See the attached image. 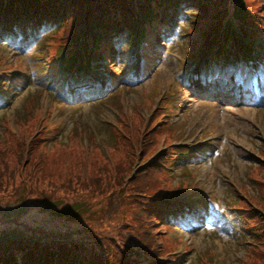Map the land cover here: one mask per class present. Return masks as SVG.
Masks as SVG:
<instances>
[{
	"label": "rangeland",
	"instance_id": "rangeland-1",
	"mask_svg": "<svg viewBox=\"0 0 264 264\" xmlns=\"http://www.w3.org/2000/svg\"><path fill=\"white\" fill-rule=\"evenodd\" d=\"M233 1L229 0L232 5L223 2L221 15L231 18ZM243 6L254 17L264 9V0H244ZM190 15L176 18V38L161 44L154 60L143 54L145 47L130 46L125 58L133 65L126 74L139 77L138 65L147 63L149 76L137 84L118 80L111 86L113 93L85 103L77 98L69 99L75 101L70 105L63 102L61 95L71 93L62 78L57 87L49 86L52 76L48 75H56V60L70 49L62 40L63 29L38 40L28 52L21 51V43L0 41V72H9L10 87L0 94L8 100L0 104V237L21 234L25 240L42 243L61 237L80 244L89 238L91 227L103 237L111 236L122 221L135 215L131 213H138L137 203L143 207L149 197L170 196L173 203L185 207L224 206L223 212L234 216L239 207L245 208L258 197L259 189L260 201L249 208L258 211V207L264 215V105H254L248 100L251 95L247 96L249 104L215 103L200 99L204 96L195 100L183 91L184 73L189 74V86L198 83V66L191 63L189 47L196 49L208 32L202 27H211L205 17L191 27ZM256 37L264 41V31ZM256 48L264 53V46ZM31 51L41 55L34 60ZM107 52L108 47L101 55L107 57ZM121 62L108 60L107 71L91 65L88 76L95 83L84 91L98 87L96 93L102 94V87L126 69ZM255 63L252 60L247 66L256 67ZM40 64L41 73L36 67ZM165 154L169 156L167 168L150 188L155 191L131 200V187L123 185L134 176L141 159L147 165ZM125 176L127 180L122 181ZM93 177L99 178L100 188L107 186L103 194L97 192L95 183L90 184ZM179 191L185 193L176 196ZM218 212L206 216L205 228H194L200 230L184 233L163 223L150 233L164 239L172 257L180 255L182 264H264V242L242 245L232 229L224 231L226 217L222 210ZM105 224L112 225L104 228ZM81 231L86 233L80 235Z\"/></svg>",
	"mask_w": 264,
	"mask_h": 264
},
{
	"label": "trees",
	"instance_id": "trees-1",
	"mask_svg": "<svg viewBox=\"0 0 264 264\" xmlns=\"http://www.w3.org/2000/svg\"><path fill=\"white\" fill-rule=\"evenodd\" d=\"M225 1L230 4L229 0H0V38L9 37L10 34L18 35L22 32V27L41 29V34L45 33L43 38L53 31L63 29L62 40H65V45L70 46V49L60 54L61 57L56 62L60 66V71L68 73L70 69L84 70L89 64H96L97 67L100 63L105 65L112 58L122 59L124 48L128 47V43H135L140 38H145L147 42L154 40L161 43L163 30L174 28L176 18L174 12H177L179 17L193 14L190 15L191 23L194 21L191 27L198 22V18L202 17L207 18V25L211 23L213 28L217 25H227L226 18L229 15L225 17L221 15L223 11L220 9L224 7ZM240 2L244 5V0L233 1L235 9L232 17L243 28L246 25L248 32L260 30L258 25L252 22L250 15L245 12L246 9L242 5L239 6ZM262 18L264 19L263 16ZM16 30H18L17 33ZM114 40L121 42L111 47V55L102 58L101 53ZM144 44L145 42L142 46L145 47ZM224 45H220L217 41L212 43L218 54L223 50ZM119 49H121L120 52ZM39 56L40 53L34 54V58ZM93 57L96 58L93 59ZM41 66L43 67V64L37 65L38 72ZM168 159L167 154L161 155L156 161L147 165L141 159L140 164L136 166L138 169L134 176L129 178L128 174L129 180L127 175L122 179V181L127 180V183L123 185L124 188L131 187L128 191L130 199L132 196V198L144 197L155 191H151L150 188L156 177L167 168ZM141 165L144 166L138 167ZM118 174L119 170L115 174L116 184L120 181ZM98 180L99 178L93 177L90 179V184L95 183L97 192L103 194L107 186L100 188ZM257 194L258 197L248 203L245 208L239 207L237 210L235 207L228 208L231 211L236 210V215L229 218L236 227L237 239L246 247L255 246L261 240L264 242L262 210L258 207V211L249 208L250 204L256 205L260 201L259 189ZM143 204L142 207L140 203H137L136 212L138 213H131L135 215H131V219L129 216L128 222L122 221L116 229L117 234L115 231L111 236L103 237L99 229L91 227L89 229L91 232H88L89 238H84L80 244L61 237H56L53 243H38L24 240L21 234L2 236L0 237V264H51L52 262L57 264H178V258L172 257L164 239H159L156 233H150V230H156L157 225L178 216L177 212L166 202L161 205L162 203L151 199L147 202L144 200ZM131 207L134 210V205ZM106 222L109 223L110 219ZM111 225L105 224L104 228ZM83 233L86 232L81 231L80 235ZM86 254L88 258L85 259Z\"/></svg>",
	"mask_w": 264,
	"mask_h": 264
},
{
	"label": "bare ground",
	"instance_id": "bare-ground-1",
	"mask_svg": "<svg viewBox=\"0 0 264 264\" xmlns=\"http://www.w3.org/2000/svg\"><path fill=\"white\" fill-rule=\"evenodd\" d=\"M30 246V245H29ZM1 247V246H0ZM1 263V262H0Z\"/></svg>",
	"mask_w": 264,
	"mask_h": 264
}]
</instances>
